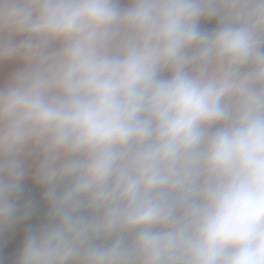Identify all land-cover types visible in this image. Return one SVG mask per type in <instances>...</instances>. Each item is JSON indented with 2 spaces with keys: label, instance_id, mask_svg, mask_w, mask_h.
<instances>
[{
  "label": "clouds",
  "instance_id": "9594fccd",
  "mask_svg": "<svg viewBox=\"0 0 264 264\" xmlns=\"http://www.w3.org/2000/svg\"><path fill=\"white\" fill-rule=\"evenodd\" d=\"M0 264H264V0H0Z\"/></svg>",
  "mask_w": 264,
  "mask_h": 264
}]
</instances>
